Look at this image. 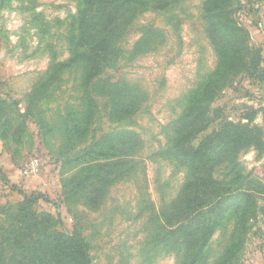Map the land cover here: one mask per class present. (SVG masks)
<instances>
[{"label": "rangeland", "instance_id": "374dc122", "mask_svg": "<svg viewBox=\"0 0 264 264\" xmlns=\"http://www.w3.org/2000/svg\"><path fill=\"white\" fill-rule=\"evenodd\" d=\"M80 1L0 0V233L11 226L24 232L18 205L26 196L35 199L31 213H47L57 231L85 239L91 264H190L201 240L184 247L185 235L171 234L176 222L163 218L187 173L156 153L172 144L175 121L199 97L208 107L217 100L216 115L206 113L218 117L209 131L221 121L246 122L242 103L258 104L244 87L251 43L221 57L202 20L206 0H142L87 15L103 37L87 60L78 56L89 45L74 19ZM252 9L264 14V0H232L233 26H226L243 28ZM225 63L226 74L215 76ZM72 122L81 130L76 136ZM254 123L264 125L261 116ZM124 144L131 150L112 158V147ZM84 148L92 155L75 160ZM239 158L251 186L264 188V156L247 150ZM90 165L115 172L85 186L87 175H100L86 171ZM242 203L196 264H264V194ZM46 226L38 219L41 238Z\"/></svg>", "mask_w": 264, "mask_h": 264}, {"label": "trees", "instance_id": "16d2710c", "mask_svg": "<svg viewBox=\"0 0 264 264\" xmlns=\"http://www.w3.org/2000/svg\"><path fill=\"white\" fill-rule=\"evenodd\" d=\"M231 3L232 0H206L202 9V20L207 25V33L212 45L221 57L224 55L237 56L251 43L253 53L249 63L244 65V73L249 77L244 87L246 96L250 99L253 94L246 86L260 88L264 84L262 43H257L254 39L259 31L257 24L261 16L258 10L252 9L242 18L243 28L227 27L226 24L233 26L226 11ZM142 4V0H81L74 19L80 27H86L84 31L80 30L78 37L86 39L89 45L81 44L80 49L84 52L79 53L78 56L87 60L90 56L93 59L94 46L102 44L101 30L98 31L101 24L93 23L87 17L91 11H119L127 7H139ZM227 67L228 63H225L224 67L217 70L214 75L220 77L226 74ZM215 81L211 78L203 92H206ZM210 100H213V97ZM205 101L206 99L199 97L193 106L183 109L182 114L175 121L177 131L175 140L170 146L156 153L157 156L171 159L187 173L177 198L170 206L172 214L164 215L163 218L168 222H176L171 234L185 235L182 239L186 245L184 247L190 248L201 240L199 249L190 258V264H196L200 259L203 248L211 240L213 232L223 223L232 207L238 206L241 201L249 203L254 193L264 194V188L252 187L251 181L253 180H250L249 175H243V167L240 165L239 158L247 150L254 152L257 160L264 156V125L261 128L254 123L258 116H261L264 122V93L256 105L247 101L242 103L246 107V113L243 115L246 117L245 123L221 121L211 131L208 128L218 117L210 119L206 113L208 112V116L216 115L218 109L213 105L217 100L210 107L205 105ZM91 102L92 100L89 103ZM3 105L0 101L1 112L5 111ZM0 116V121L6 118L5 112L3 115L0 113ZM71 126L76 136L81 130H76L78 125L75 122H72ZM108 144L109 142L106 141L103 145H98ZM131 144L135 145V143ZM130 145L112 147L114 150L112 154H116L112 158L127 154L124 151L130 149ZM79 155L75 160L92 155L91 149L84 148L79 151ZM99 159L101 158L93 159V161ZM124 161H113V164L115 167L121 163L125 165ZM86 171H97L100 175H87L85 186H89L91 180L94 179L99 180L105 177L110 179L115 172L104 173L102 168L91 165ZM255 185L259 186L257 182ZM78 189V186H74L69 194H76L75 190ZM34 200V198L24 196L23 202L18 205L20 212L25 209L22 215L26 217L18 220L17 223L18 229L24 232L20 233L11 226L0 233V264H91L87 257L88 244L85 239L76 234L69 235L64 231H57L52 227L53 219L47 213L39 215L31 213L28 208L35 203ZM38 219L47 223L46 231L44 230L45 236L42 238L41 233L35 232ZM32 232L37 234L36 238L33 237ZM65 249L70 250L68 256H66Z\"/></svg>", "mask_w": 264, "mask_h": 264}, {"label": "crops", "instance_id": "0c3cea01", "mask_svg": "<svg viewBox=\"0 0 264 264\" xmlns=\"http://www.w3.org/2000/svg\"><path fill=\"white\" fill-rule=\"evenodd\" d=\"M259 14L261 16L260 22L257 24L259 31L255 34L254 39L257 43H260V42L262 43L263 56H264V14H263V11L260 10ZM252 88H253L252 97H254V100L257 101L258 103L260 102V99L262 98V94L264 93V84H262L260 88H257L254 86H252Z\"/></svg>", "mask_w": 264, "mask_h": 264}]
</instances>
